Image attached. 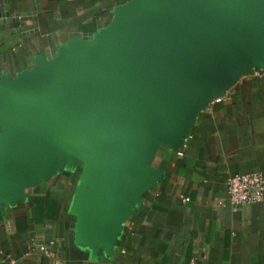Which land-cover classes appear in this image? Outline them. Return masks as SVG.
Returning <instances> with one entry per match:
<instances>
[{
	"label": "crops",
	"instance_id": "crops-1",
	"mask_svg": "<svg viewBox=\"0 0 264 264\" xmlns=\"http://www.w3.org/2000/svg\"><path fill=\"white\" fill-rule=\"evenodd\" d=\"M129 1L0 0V82L39 84L73 43L105 38ZM198 105L181 139L150 154L135 195L104 226L91 204L104 188L108 137L56 151L19 192L1 195L0 264H264V200L233 210L225 191L229 174L264 175V64ZM18 127L0 105V165L22 138ZM51 240L53 257L39 249Z\"/></svg>",
	"mask_w": 264,
	"mask_h": 264
},
{
	"label": "water",
	"instance_id": "water-1",
	"mask_svg": "<svg viewBox=\"0 0 264 264\" xmlns=\"http://www.w3.org/2000/svg\"><path fill=\"white\" fill-rule=\"evenodd\" d=\"M118 12L105 38L73 43L34 87L0 82L22 137L0 165V196L19 192L56 151L108 137L104 188L91 204L104 226L135 195L155 148L181 139L190 100L264 64V0H130Z\"/></svg>",
	"mask_w": 264,
	"mask_h": 264
},
{
	"label": "built area",
	"instance_id": "built-area-1",
	"mask_svg": "<svg viewBox=\"0 0 264 264\" xmlns=\"http://www.w3.org/2000/svg\"><path fill=\"white\" fill-rule=\"evenodd\" d=\"M225 191L233 210L264 200V175L258 171L229 174L225 180ZM183 202L190 201L187 195L180 194ZM54 241L41 244L40 251L49 257L54 256ZM5 264H13V260Z\"/></svg>",
	"mask_w": 264,
	"mask_h": 264
},
{
	"label": "rangeland",
	"instance_id": "rangeland-1",
	"mask_svg": "<svg viewBox=\"0 0 264 264\" xmlns=\"http://www.w3.org/2000/svg\"><path fill=\"white\" fill-rule=\"evenodd\" d=\"M199 98H200L199 96H195L190 100V106H189V108L186 109V115L187 116L192 115L196 111V109L198 107V103H199ZM95 182H96V180H95Z\"/></svg>",
	"mask_w": 264,
	"mask_h": 264
}]
</instances>
